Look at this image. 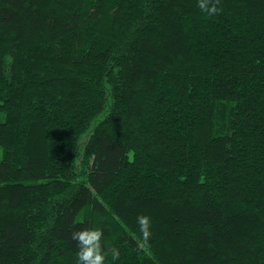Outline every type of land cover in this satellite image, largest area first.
I'll return each mask as SVG.
<instances>
[{
    "label": "trees",
    "instance_id": "trees-1",
    "mask_svg": "<svg viewBox=\"0 0 264 264\" xmlns=\"http://www.w3.org/2000/svg\"><path fill=\"white\" fill-rule=\"evenodd\" d=\"M220 7L0 0V264H264V0Z\"/></svg>",
    "mask_w": 264,
    "mask_h": 264
},
{
    "label": "clouds",
    "instance_id": "clouds-1",
    "mask_svg": "<svg viewBox=\"0 0 264 264\" xmlns=\"http://www.w3.org/2000/svg\"><path fill=\"white\" fill-rule=\"evenodd\" d=\"M201 12L214 16L223 11L220 0H197ZM137 225L140 232L139 248L149 246L151 238V220L148 216L139 214ZM104 231L102 228H81L71 232V240L76 242L77 264H105L106 255L110 254L112 261L120 257L117 247H110L107 251L102 245Z\"/></svg>",
    "mask_w": 264,
    "mask_h": 264
}]
</instances>
